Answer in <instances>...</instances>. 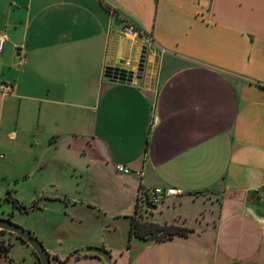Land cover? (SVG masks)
<instances>
[{"label":"crops","instance_id":"1","mask_svg":"<svg viewBox=\"0 0 264 264\" xmlns=\"http://www.w3.org/2000/svg\"><path fill=\"white\" fill-rule=\"evenodd\" d=\"M0 32V158L77 195L69 219L25 226L51 264H264V0H0ZM143 46L150 81L105 76ZM155 186L184 192L146 211L139 187ZM135 210L189 231L129 238ZM7 253L0 264H37Z\"/></svg>","mask_w":264,"mask_h":264},{"label":"rangeland","instance_id":"2","mask_svg":"<svg viewBox=\"0 0 264 264\" xmlns=\"http://www.w3.org/2000/svg\"><path fill=\"white\" fill-rule=\"evenodd\" d=\"M0 152L2 151L0 150ZM6 158V155L0 158V166H4V171L0 172V217L8 218L25 229H27L25 227L26 224L31 222L38 223L50 216L57 218L61 216L65 219L70 218L67 214L70 209L66 207L72 204V199L77 197V195L63 194L62 190L48 192L46 189H38L34 184L39 180L38 175L31 178L19 177L14 170L6 165ZM46 196H55L58 200L47 202ZM15 198L22 203V207L27 208V211H21V206H18L14 201ZM38 202L39 204H37ZM34 203L36 204L35 206L33 205ZM45 204H48V207L44 208ZM259 205L264 208V204L259 203ZM137 218L142 223H150L149 214L145 217L140 216V218ZM7 240L8 244L6 243V247L8 249L6 252H8L7 254L11 258L15 253L29 252V249H31L14 234L10 235ZM15 259H18V256ZM21 261V264L28 262L23 257H21Z\"/></svg>","mask_w":264,"mask_h":264},{"label":"water","instance_id":"3","mask_svg":"<svg viewBox=\"0 0 264 264\" xmlns=\"http://www.w3.org/2000/svg\"><path fill=\"white\" fill-rule=\"evenodd\" d=\"M118 26L119 24L116 23ZM124 49V40L121 39L118 45L117 56H121L122 51ZM121 60H117L116 63H111L105 67V76L114 81L125 82L129 81L132 76V71H126L123 68H120L119 62ZM157 62V57L154 56L151 59L147 57V49L146 46L141 48L138 65H137V74L136 78L138 80H147L150 81V77L153 71V65ZM26 207H22L21 211H25ZM11 233L25 241L27 245L31 247L33 252L36 254L38 258L39 264H51V256L46 248L43 246L41 241L33 235V233L23 228L22 226L12 222L7 218H0V252L3 253L5 251V244L8 243V240L4 238V233ZM83 252H92L99 256L104 261L108 262L110 260V255L107 250L99 247H88L87 249H83ZM230 264H241V263H230Z\"/></svg>","mask_w":264,"mask_h":264},{"label":"built area","instance_id":"4","mask_svg":"<svg viewBox=\"0 0 264 264\" xmlns=\"http://www.w3.org/2000/svg\"><path fill=\"white\" fill-rule=\"evenodd\" d=\"M118 29L122 36H124L125 38L131 41L138 38L141 34L139 29L128 21L119 23ZM7 39H8L7 34L4 32H0V53L2 52ZM13 51L17 55H20V52H21L20 48L14 47ZM138 59H139V55L135 59V61H131L130 59L126 58V59H122L119 62L120 68H123L126 71H132V76L130 80L125 81L123 83H129V84L136 85L137 82L140 81L136 78ZM0 157H2V154H0ZM116 170L124 174H134L138 177H141L142 175V171L133 170L130 167L120 165V164L116 165ZM183 192L184 191L182 189L171 187V186H164V187L155 186L150 189L139 187V190H138L139 205L140 207L144 206L145 210L148 211L149 210L148 206L150 205L156 206L160 204L165 198L179 196V195H182ZM260 199L264 202V187L260 193Z\"/></svg>","mask_w":264,"mask_h":264},{"label":"trees","instance_id":"5","mask_svg":"<svg viewBox=\"0 0 264 264\" xmlns=\"http://www.w3.org/2000/svg\"><path fill=\"white\" fill-rule=\"evenodd\" d=\"M136 214L138 213L135 210V216L131 217L130 228H129V238L132 235H135L140 238L150 237V238H156L159 240H163L166 238H171L174 235L185 234L186 232L189 231L188 229H184V228L173 226V225L158 226L153 223H142L137 218V217L140 218V215H136ZM17 238L20 239L19 237ZM20 240L25 243V241H23L22 239ZM7 249L8 247L5 250ZM35 257L37 260V264H39L36 254H35Z\"/></svg>","mask_w":264,"mask_h":264},{"label":"flooded vegetation","instance_id":"6","mask_svg":"<svg viewBox=\"0 0 264 264\" xmlns=\"http://www.w3.org/2000/svg\"><path fill=\"white\" fill-rule=\"evenodd\" d=\"M0 218H5V217H0ZM7 219H8V218H7ZM4 235H5L4 238H5V239H8L9 236L12 235V234H11V233H7V232H5ZM7 244H8V243H7ZM5 248H7V247H6V244H5Z\"/></svg>","mask_w":264,"mask_h":264}]
</instances>
